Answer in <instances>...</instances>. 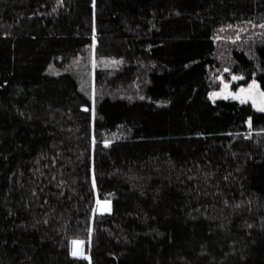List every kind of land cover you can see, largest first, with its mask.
Wrapping results in <instances>:
<instances>
[{
    "label": "trees",
    "instance_id": "1",
    "mask_svg": "<svg viewBox=\"0 0 264 264\" xmlns=\"http://www.w3.org/2000/svg\"><path fill=\"white\" fill-rule=\"evenodd\" d=\"M244 24L264 0H0V264H264V114L208 99L264 92V44L218 58Z\"/></svg>",
    "mask_w": 264,
    "mask_h": 264
},
{
    "label": "rangeland",
    "instance_id": "2",
    "mask_svg": "<svg viewBox=\"0 0 264 264\" xmlns=\"http://www.w3.org/2000/svg\"><path fill=\"white\" fill-rule=\"evenodd\" d=\"M256 37H258V39L255 40ZM217 40L218 58L219 60H222L223 64L225 65V63H227V60H225L226 55H228L226 48H231L233 46L238 48L241 46L240 48H246L248 51H251L255 43L264 44V24H244L224 29L218 34ZM233 77H238V79H233ZM213 78L218 87L216 90L211 91L208 95V99L211 102L218 100H228L240 104H249L254 110L264 114V112L259 111L258 107L253 106V100H255L257 105L264 103V97L260 95V93L263 91L261 90L257 81L252 80L246 86L237 87L235 85L238 83V81L242 80V77L230 75L227 66H223V68L217 74H215ZM253 81H255L256 87L249 91V85L252 84ZM225 85H227L226 89ZM241 89H244V92H241ZM213 93H218V95L213 97L210 95ZM233 96H238L239 98H233ZM241 99H244L245 102L241 103ZM110 207V202H96L94 208L95 213L106 214L110 211ZM82 249L83 247L81 244V251Z\"/></svg>",
    "mask_w": 264,
    "mask_h": 264
},
{
    "label": "snow or ice",
    "instance_id": "3",
    "mask_svg": "<svg viewBox=\"0 0 264 264\" xmlns=\"http://www.w3.org/2000/svg\"><path fill=\"white\" fill-rule=\"evenodd\" d=\"M233 79H238V77H233ZM256 87V84H255V81H253L252 82V84H250L249 85V91H251L253 88H255ZM227 88V85H225V89ZM241 92H244V89H241ZM211 96H216V95H218V93H213V94H210ZM260 95L262 96V97H264V92H262V93H260ZM227 98V97H226ZM233 98H239L238 96H233ZM245 102V100L244 99H241V103H244ZM253 106L254 107H258V109H259V111H262V112H264V103H262V104H260V105H257L256 104V102H255V100H253ZM251 119V118H250ZM97 203H99V201L97 202ZM105 210H107V209H105ZM72 243L75 245V244H77L78 243V241H72ZM78 254H80V255H82V253H78L75 249L73 250V252H72V255H74V256H76V255H78Z\"/></svg>",
    "mask_w": 264,
    "mask_h": 264
},
{
    "label": "water",
    "instance_id": "4",
    "mask_svg": "<svg viewBox=\"0 0 264 264\" xmlns=\"http://www.w3.org/2000/svg\"><path fill=\"white\" fill-rule=\"evenodd\" d=\"M74 249L78 252V253H81V247H80V245H78V244H76L75 246H74ZM74 256V255H73ZM81 255L80 254H78V255H76V256H74L75 258H79Z\"/></svg>",
    "mask_w": 264,
    "mask_h": 264
}]
</instances>
